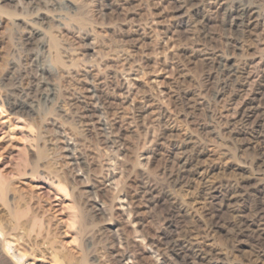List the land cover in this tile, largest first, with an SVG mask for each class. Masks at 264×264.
<instances>
[{"label": "rangeland", "instance_id": "374dc122", "mask_svg": "<svg viewBox=\"0 0 264 264\" xmlns=\"http://www.w3.org/2000/svg\"><path fill=\"white\" fill-rule=\"evenodd\" d=\"M262 111L264 0H0V264H264Z\"/></svg>", "mask_w": 264, "mask_h": 264}, {"label": "bare ground", "instance_id": "6f19581e", "mask_svg": "<svg viewBox=\"0 0 264 264\" xmlns=\"http://www.w3.org/2000/svg\"><path fill=\"white\" fill-rule=\"evenodd\" d=\"M31 2V1H30ZM246 8V7H245ZM245 8H239V9H237V11H236V13H235V17H234V19H233V21H234V23L235 24H241L242 25V22H243V20H244V16H245V14H246V11H247V9H245ZM206 39V38H205ZM220 57V56H219ZM216 59V58H215ZM228 69V68H227ZM231 70L230 69H228V78H229V76H232V73L230 72ZM225 72V71H224ZM235 72V71H234ZM232 79V78H231ZM224 80V79H223ZM228 84V83H227ZM226 86V85H225ZM45 99L47 100V101H49L50 100V98H49V96L47 95V96H45ZM22 104V103H21ZM24 105H25V103H24ZM21 108H23L22 106H21ZM29 110V109H28ZM263 112V111H262ZM264 113V112H263ZM248 115V114H247ZM252 115V114H251ZM249 120V119H248ZM263 142V141H262ZM193 145V144H192ZM263 156V155H262ZM261 159V158H260ZM189 161V160H188ZM186 162V161H185ZM261 165L263 166V168H264V158L261 160ZM241 187V186H240ZM258 208V207H257ZM100 210L102 209V208H99ZM260 209H262V208H260ZM264 209V208H263ZM255 211V210H254ZM256 212H258V211H256ZM255 212V213H256ZM240 221V220H239ZM238 222V221H237ZM260 224H259V223ZM243 223V222H242ZM259 224V226H264V211H260L259 213H257V216L255 217V219H253V220H251V224L253 225V226H255L256 224ZM250 226L249 224H245V223H243L242 224V228L243 227H246V226ZM237 226V225H236ZM247 226V227H248ZM241 227V226H240ZM238 228V227H237ZM241 229V228H240ZM252 229V228H251ZM242 230V229H241ZM259 230H262V228H260L259 227ZM241 232V231H240ZM264 232V230H262V233ZM167 249H168V251L173 255V257H174V259H173V262H174V264H197V262L196 263H194L193 261H190V258H189V256L185 253L186 251L185 250H183L182 248H180L176 243H170L169 245H168V247H167ZM167 251V252H168ZM185 251V252H184ZM201 253V254H200ZM197 254H198V252H197ZM202 255H204V253L202 252V250L199 252V255L197 256V258H199L200 260H205L206 258L204 257V256H202ZM193 259V258H192Z\"/></svg>", "mask_w": 264, "mask_h": 264}]
</instances>
